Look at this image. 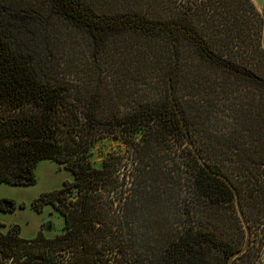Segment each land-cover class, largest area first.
<instances>
[{
    "label": "trees",
    "instance_id": "16d2710c",
    "mask_svg": "<svg viewBox=\"0 0 264 264\" xmlns=\"http://www.w3.org/2000/svg\"><path fill=\"white\" fill-rule=\"evenodd\" d=\"M260 32L251 0H0V182L32 183L41 158L68 169L36 198L77 260L105 243L104 264H223L242 226L210 171L247 227L249 199L264 201ZM103 137L121 149L93 164Z\"/></svg>",
    "mask_w": 264,
    "mask_h": 264
},
{
    "label": "rangeland",
    "instance_id": "374dc122",
    "mask_svg": "<svg viewBox=\"0 0 264 264\" xmlns=\"http://www.w3.org/2000/svg\"><path fill=\"white\" fill-rule=\"evenodd\" d=\"M175 115L178 111L174 108ZM121 145L111 137H103L96 141L89 152V159L93 164H97L100 156L109 150L117 151ZM34 180L29 184H9L0 182V197L10 198L13 201V208L9 211H0V229H4L8 224H15L18 228V234L22 237L31 236L35 230L39 229L49 238L57 235L62 230V215L49 202L41 203L36 197L41 192L56 189L62 182L70 181L71 174L62 163L48 158L38 159L33 166ZM61 199L60 205L69 208L75 200V191L63 190L59 193ZM36 205L34 206V201ZM252 206L248 209V240L246 249L241 256L233 257L234 263H238L240 258H250L251 264H264V201H254L249 199ZM115 202V199H114ZM101 234V233H98ZM243 230L237 226V242L241 243ZM106 235H102L96 241V245L107 240ZM102 256L98 260L88 262L90 258H74L75 247L70 244L60 242H49V258L58 262V264H104L111 261L112 249H105V243L102 245ZM103 252L106 255H103ZM106 258H103L105 257ZM76 260V261H75ZM231 262V261H230Z\"/></svg>",
    "mask_w": 264,
    "mask_h": 264
},
{
    "label": "flooded vegetation",
    "instance_id": "af4514ba",
    "mask_svg": "<svg viewBox=\"0 0 264 264\" xmlns=\"http://www.w3.org/2000/svg\"><path fill=\"white\" fill-rule=\"evenodd\" d=\"M8 224L0 229V264H16L22 258H28L23 264H32L49 258V237L39 229L29 237H22L16 231H10Z\"/></svg>",
    "mask_w": 264,
    "mask_h": 264
},
{
    "label": "water",
    "instance_id": "95a60500",
    "mask_svg": "<svg viewBox=\"0 0 264 264\" xmlns=\"http://www.w3.org/2000/svg\"><path fill=\"white\" fill-rule=\"evenodd\" d=\"M188 144L190 145V142L189 141H188ZM201 164L203 165V167L207 171H210L204 163L201 162ZM210 172L213 173V174H215L216 176L220 177L225 182V184L227 185V187L230 189V191L232 193V197H233L234 209H235L236 215H237V217L239 219V222H240V224L242 226V229H243V237H242L241 244L237 248H235L234 250L230 251L227 254V256H226V258L224 260V263H223V264H230V261L233 258V256H235L236 254L240 253L246 247L249 231H248V227L246 225V222L244 220V217H243V215L241 213V210L239 208V204H238V200H237V195H236L235 189L233 188V186L231 185V183L229 182V180L224 175H222L220 173L212 172V171H210Z\"/></svg>",
    "mask_w": 264,
    "mask_h": 264
},
{
    "label": "crops",
    "instance_id": "0c3cea01",
    "mask_svg": "<svg viewBox=\"0 0 264 264\" xmlns=\"http://www.w3.org/2000/svg\"><path fill=\"white\" fill-rule=\"evenodd\" d=\"M255 7L260 10L261 13V32H260V44L264 48V0H251Z\"/></svg>",
    "mask_w": 264,
    "mask_h": 264
}]
</instances>
